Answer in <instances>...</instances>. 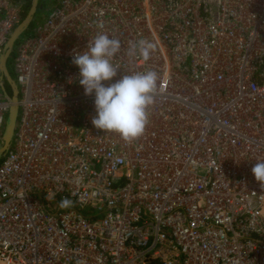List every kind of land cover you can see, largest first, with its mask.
Masks as SVG:
<instances>
[{
	"label": "built area",
	"instance_id": "obj_1",
	"mask_svg": "<svg viewBox=\"0 0 264 264\" xmlns=\"http://www.w3.org/2000/svg\"><path fill=\"white\" fill-rule=\"evenodd\" d=\"M22 9L0 0V54ZM98 32L121 42L111 82L159 77L131 142L92 125L71 62ZM11 66L0 264H264V0H56ZM9 105L0 90V140Z\"/></svg>",
	"mask_w": 264,
	"mask_h": 264
},
{
	"label": "clouds",
	"instance_id": "obj_2",
	"mask_svg": "<svg viewBox=\"0 0 264 264\" xmlns=\"http://www.w3.org/2000/svg\"><path fill=\"white\" fill-rule=\"evenodd\" d=\"M155 45L147 39L129 43L127 55L150 59ZM121 51V42L108 33L98 32L86 49L72 55V63L78 67V82L85 96H93L95 116L92 125L103 132H112L126 142L143 135L148 123L149 107L157 94L158 74L155 71L122 74L113 60ZM254 179L264 188V160H257L251 168Z\"/></svg>",
	"mask_w": 264,
	"mask_h": 264
},
{
	"label": "water",
	"instance_id": "obj_3",
	"mask_svg": "<svg viewBox=\"0 0 264 264\" xmlns=\"http://www.w3.org/2000/svg\"><path fill=\"white\" fill-rule=\"evenodd\" d=\"M38 0H32L31 6L27 11L26 15L23 17L21 22L14 28L10 36L8 37L6 43L3 46L2 52L0 54V74L1 78H5L6 82L11 88L10 95V105L9 110L5 120V126L0 140V158L7 151L16 125V118L18 113L17 99H18V90L16 84L12 77L10 76L7 68V59L14 49L17 41L21 38L26 30H28L29 25L34 21L37 10ZM41 5L38 6V9H41Z\"/></svg>",
	"mask_w": 264,
	"mask_h": 264
},
{
	"label": "rangeland",
	"instance_id": "obj_4",
	"mask_svg": "<svg viewBox=\"0 0 264 264\" xmlns=\"http://www.w3.org/2000/svg\"><path fill=\"white\" fill-rule=\"evenodd\" d=\"M55 1L56 0H44V6L41 7L42 9H40V14H37L35 16L34 21L32 22V25L28 28V30H26L24 32V34L21 36V38L24 37L25 35H27V33H29V31H31V28H32L33 24L36 23V21H38V20L41 21L47 15L48 10L50 9V7L53 5V3ZM40 2H41V0H39L38 5H39ZM12 57H13V50H12L11 54L9 55L7 61H8V70H9L10 74L12 75L11 76L12 79L14 80V73H13L12 66H11ZM2 79H3V82L4 83H3V87L2 88L0 87V90L2 92L7 93V91H6V85H8V83L6 82L5 78H2Z\"/></svg>",
	"mask_w": 264,
	"mask_h": 264
},
{
	"label": "trees",
	"instance_id": "obj_5",
	"mask_svg": "<svg viewBox=\"0 0 264 264\" xmlns=\"http://www.w3.org/2000/svg\"><path fill=\"white\" fill-rule=\"evenodd\" d=\"M13 2H15V3H17V2L20 3L21 2L22 3V6H23V9H22L23 10V16H25L26 13H27V11L29 10V8L31 6L32 0H13ZM38 2H39V0H38ZM39 5L44 6V0H41V2L39 3ZM38 6H37L36 14H40V9H38ZM31 25H32V23L29 25V27ZM7 68H8V61H7ZM8 72H9V70H8ZM9 74H10V72H9ZM10 76H12V75L10 74ZM6 91H7L8 95H11V88H10L9 85H6Z\"/></svg>",
	"mask_w": 264,
	"mask_h": 264
},
{
	"label": "crops",
	"instance_id": "obj_6",
	"mask_svg": "<svg viewBox=\"0 0 264 264\" xmlns=\"http://www.w3.org/2000/svg\"><path fill=\"white\" fill-rule=\"evenodd\" d=\"M17 3H19V2H17ZM20 4L22 5V3H21V2H20ZM22 7H23V6H22ZM48 11H49V10H48ZM38 21H39V20H38ZM38 21H36V22H38ZM34 25H35V24H33V26H34ZM33 26H32V28H33ZM32 28H31V29H32Z\"/></svg>",
	"mask_w": 264,
	"mask_h": 264
}]
</instances>
